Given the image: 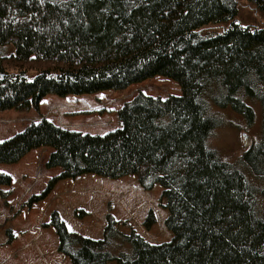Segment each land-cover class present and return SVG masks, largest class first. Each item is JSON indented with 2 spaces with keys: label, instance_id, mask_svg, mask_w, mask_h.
<instances>
[{
  "label": "trees",
  "instance_id": "16d2710c",
  "mask_svg": "<svg viewBox=\"0 0 264 264\" xmlns=\"http://www.w3.org/2000/svg\"><path fill=\"white\" fill-rule=\"evenodd\" d=\"M242 1L0 0V111L38 109L49 94L126 89L156 75L181 88L165 99L139 92L118 110L121 126L104 135L42 118L0 141V164L52 148L45 167L62 169L23 207L47 198L59 180L87 173L137 174L143 189L163 188L173 237L160 244L120 231L111 214L101 239L86 237L53 211L46 227L72 264H264V26L236 19ZM246 1L264 14V0ZM210 24L227 27L203 32ZM256 107L260 140L235 162L224 160L209 145L225 124L217 110L251 128ZM11 183L0 171V185ZM154 223L150 213L144 225Z\"/></svg>",
  "mask_w": 264,
  "mask_h": 264
},
{
  "label": "rangeland",
  "instance_id": "374dc122",
  "mask_svg": "<svg viewBox=\"0 0 264 264\" xmlns=\"http://www.w3.org/2000/svg\"><path fill=\"white\" fill-rule=\"evenodd\" d=\"M236 19L243 25L264 26V14L246 0L241 2ZM226 27L227 24H210L202 31L219 34ZM27 70L28 77H34V70ZM139 92L162 99L182 93L177 82L156 75L126 89L83 95L49 94L38 109L0 111V141L42 118L71 130L104 135L121 126L118 110ZM217 111L225 124L216 130L209 145L224 160L235 162L261 138V109L256 107L257 118L251 128L230 110ZM12 114L18 119L12 120ZM51 151L52 148L34 149L18 165L0 164V171L12 176L11 185H0V264H67L64 260L72 264L67 256L58 252L54 228L46 227L53 211L60 214L70 231L94 239L103 237L110 214L120 222L119 230L124 233L135 231L153 244L172 239L173 234L165 225L168 210L162 198L163 188L155 185L152 190L143 189L137 174L119 179L93 173L64 178L47 198L31 208L23 207L32 195L41 193L51 179L61 173L59 167H45ZM260 186L264 188V183ZM150 213L154 214L155 223L147 228L144 221Z\"/></svg>",
  "mask_w": 264,
  "mask_h": 264
},
{
  "label": "crops",
  "instance_id": "0c3cea01",
  "mask_svg": "<svg viewBox=\"0 0 264 264\" xmlns=\"http://www.w3.org/2000/svg\"><path fill=\"white\" fill-rule=\"evenodd\" d=\"M45 98V97H44ZM43 101V100H42ZM41 101V102H42ZM41 105V104H40ZM12 120H15L17 117H16V115H14V114H12ZM18 119V118H17ZM20 121V120H19ZM31 121H34V120H31ZM31 153V152H30ZM30 153H28L25 157H27ZM25 157L22 159V160H20V162H18V163H15V165H18L19 163H21V161H23L24 159H25ZM60 259V258H59ZM61 259H64V258H61ZM66 259V258H65ZM70 260V259H69ZM65 261V263H67L68 264V262H67V260H64Z\"/></svg>",
  "mask_w": 264,
  "mask_h": 264
}]
</instances>
